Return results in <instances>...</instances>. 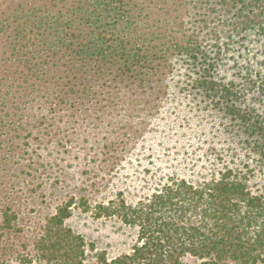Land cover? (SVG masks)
<instances>
[{
	"label": "rangeland",
	"instance_id": "374dc122",
	"mask_svg": "<svg viewBox=\"0 0 264 264\" xmlns=\"http://www.w3.org/2000/svg\"><path fill=\"white\" fill-rule=\"evenodd\" d=\"M262 12L264 0H0V264H23L71 200L67 226L84 237L93 262L101 252L128 253L138 240L137 227L97 218L100 204H135L171 180L197 185L228 170L264 195V38L241 26ZM73 31L86 38L78 56L105 63L129 51L134 62L105 66L123 80L88 79L92 91L81 94L59 79L65 57L50 83L41 75L50 60L24 59L32 77L27 96L14 101L18 90L1 79L6 63L9 75L22 69L12 53L25 45L21 37L39 36V51L27 47L34 58L72 44ZM141 48L155 49L146 67ZM188 51L199 54L169 68L174 52ZM142 70L159 77L143 87L135 81Z\"/></svg>",
	"mask_w": 264,
	"mask_h": 264
},
{
	"label": "trees",
	"instance_id": "16d2710c",
	"mask_svg": "<svg viewBox=\"0 0 264 264\" xmlns=\"http://www.w3.org/2000/svg\"><path fill=\"white\" fill-rule=\"evenodd\" d=\"M263 14L264 12L260 13ZM241 26L244 27L242 32L251 30L264 38V18L242 22ZM38 37L34 32L26 33L21 37L26 42L25 45L17 44V48L12 50L13 54L22 59L19 73L9 75L8 63L2 70L1 80L10 82L18 90L14 94V101L27 96L26 90L22 89L26 88L32 77L31 66L24 59L36 64L50 60L52 64L49 73L41 74L47 79L43 83H50L53 81L49 77H55L58 62L65 57L64 64L60 65L62 72L59 79H63L67 90L72 91L76 86H82L84 89L79 91L81 94L92 91L85 84L88 79H101L105 82L123 80V74H111L105 66L111 68L118 64L117 61L124 64L134 62L128 55L129 51H125L124 58L115 56L105 63L98 56L90 59L78 56L75 52H79L81 44H86V38L76 31L71 36L72 44L61 46L60 51L55 54L43 47L44 53L41 56L31 58L27 47L35 52L39 51L42 44ZM113 45L112 42L108 49ZM127 45L126 49L130 50ZM153 52V48L140 49L138 54L143 55L141 66H148L147 56ZM188 52L189 57L187 53L174 52L169 68L172 69L175 63L181 62V57L190 59L193 53L199 54ZM12 56L10 53V58ZM203 58L205 57L201 59ZM103 66L104 69L101 70L100 67ZM142 71L146 74L141 80L137 78L135 81L143 87L148 85L147 79L159 77L157 70ZM132 75L135 76L134 73ZM37 83L41 81L37 80ZM39 88L35 82L34 90ZM246 130L247 133L252 131V135L257 132L254 127ZM73 204L74 200H71L59 207L47 220L33 251L23 258V264H186V258L196 259L199 264H264V195H254L248 188L247 178L232 170L197 185L186 180H171L135 204L119 199L98 205L97 218H117L125 225L138 228V240L133 248L128 253L111 259L105 252H101L93 262L88 261L84 237L67 226V221L73 214ZM84 208H89L87 202L84 203ZM9 221L6 216L5 223L9 224Z\"/></svg>",
	"mask_w": 264,
	"mask_h": 264
}]
</instances>
